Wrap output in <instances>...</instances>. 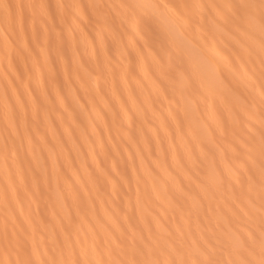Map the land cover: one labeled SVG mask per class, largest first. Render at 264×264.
I'll use <instances>...</instances> for the list:
<instances>
[{"label":"snow or ice","instance_id":"snow-or-ice-1","mask_svg":"<svg viewBox=\"0 0 264 264\" xmlns=\"http://www.w3.org/2000/svg\"><path fill=\"white\" fill-rule=\"evenodd\" d=\"M0 22L43 35L46 48L17 45L16 55L42 70L41 52L47 62L55 48L72 88L58 87L55 58L38 93L23 73V90L16 78L5 85L0 198L12 217L0 264H264V0H0ZM77 107L96 112L90 123L111 114L118 134L123 116L139 120V135L129 127L124 146H109L101 133L100 150L90 146L98 166L85 158L69 172L49 132L71 136ZM145 125H154L155 148L141 143ZM101 190V205L112 201L106 218L93 195ZM53 193L66 214L41 228L32 202Z\"/></svg>","mask_w":264,"mask_h":264},{"label":"bare ground","instance_id":"bare-ground-1","mask_svg":"<svg viewBox=\"0 0 264 264\" xmlns=\"http://www.w3.org/2000/svg\"><path fill=\"white\" fill-rule=\"evenodd\" d=\"M13 3H18L20 0H12ZM24 2H29V0H24ZM54 3L55 0H52ZM11 33V35H9ZM17 45L21 48H28L32 49L35 48L36 51H40L41 48L47 47V42L45 41L43 35H41L40 40L37 41L33 38L31 26H29V29L26 33L23 34H17L16 32L12 31V28L6 24L0 22V112L3 113L2 116H0V146L4 143L5 135L7 134L5 132V126L2 127V125H5L4 121V103H3V93L4 88L6 84H9L10 82L15 79L16 84H21V90H23V84L20 80V73H23V83H27L30 76H31V87L37 89V93L40 91V88L42 87L41 80H47L48 78V69L49 66L52 63V59H56V67L59 69V83L58 87H62L63 92L62 94H68L71 95L72 88L64 82V69L67 65V58H61L56 52L51 53V56L48 58L47 62L45 61V53L41 52V55L39 57V63L44 65V68L41 70L36 66H33V68L29 69L28 66L25 67V64L20 60V58L16 55V49ZM70 52V50H69ZM29 64V63H28ZM20 65V67H19ZM41 72H43V76L41 75ZM128 93L125 92V97L127 98ZM135 96L139 97V100L144 99L143 93L140 91V89H135L134 92ZM123 97L124 99H126ZM85 99H89V97H85ZM99 97H97V100L99 101ZM139 100L137 103H139ZM81 104L84 103L83 100L80 101ZM165 108L167 107V101H164ZM88 106H92L89 104ZM146 106V105H145ZM103 107V102L100 101L97 105V111H99L100 108ZM129 107L132 108V111L128 113L129 116L133 115L134 113H137V108L132 107L131 103L129 104ZM144 107V106H142ZM76 111L79 113V122L80 127H76V131L69 136L68 134H65L62 138L59 139H52V133L49 132V139L51 141V144H57V150H60V144H63V151L60 155V163L64 165L65 168L71 171V168L69 167L70 164L73 166H80L82 162L87 159V166H90V168H96L98 166V160H93L92 154L90 151L91 142L95 140L96 143V150L99 149V141L101 133L103 134V139L105 143H116L117 141H121L120 137L122 135H130L131 133L128 131L129 127H131V131L137 132V127L139 125V120H137L135 125H129L127 116H123L124 121V127L120 129V133H117V125H113L112 123V116L109 114L108 116H103V113H101L100 117L96 120L92 121L90 123V113L86 111H81L79 107L76 108ZM151 109L149 111V114L151 115ZM96 114V113H95ZM123 115V114H122ZM84 125H87V138L85 135L81 133V127ZM176 124L175 122L171 123V130L172 127H174ZM154 125L149 126L145 125L143 135L141 136V143H143L145 140H151L153 148L156 146V140H155V133H154ZM185 130H187L185 126ZM60 132H63L64 129L61 127L59 129ZM139 135V133L137 132ZM163 135V132L161 133ZM66 142V143H65ZM51 144L49 147H51ZM167 144V140H165V145ZM81 145L83 147H81ZM133 150H136V145H133ZM67 149H72V151L69 153ZM47 153V149L45 150ZM134 153V152H133ZM99 159V158H98ZM11 163V160L9 161ZM35 163V162H34ZM53 163V159L50 157L48 160V166L51 169ZM111 164V163H110ZM139 164V160H137V165ZM123 166V164H121ZM14 167V165H13ZM100 167H103V165H100ZM6 171L7 167L5 165V162L3 160V155L0 153V192H2L5 184L8 183L7 177H6ZM81 171H83V168H81ZM55 186V182H53V187ZM110 190V187H109ZM93 195L96 197V206L99 216L105 217V210L111 211V204L112 201L108 200L107 204L101 205V200L106 199V194L103 193V190H101V193H93ZM227 195V194H226ZM253 196L255 198V205H256V211H255V221L259 220V196L258 192H253ZM40 200V199H39ZM43 201L42 204L37 203V200H33L31 208L33 217L37 222V225L41 228L48 227L51 228L53 225H59L60 223V216H64L66 214V209L62 208L60 203L56 200L55 193H53L51 200L48 199L47 196L42 197L41 199ZM40 201V202H42ZM53 204H55V208H53ZM39 206V212L37 213V207ZM16 211H19V204L15 205ZM167 207V205H166ZM73 215L76 212L75 207L71 209ZM166 215V214H164ZM167 215H172V209L169 208ZM8 217V228L9 231L11 230V217L12 212L11 209L7 207L4 200L0 198V232H4V226H5V218ZM258 224V223H257ZM256 225V222L255 224ZM255 227V226H254ZM257 228V227H256ZM259 230H257V233ZM7 257L3 253L2 247H0V259H6Z\"/></svg>","mask_w":264,"mask_h":264},{"label":"rangeland","instance_id":"rangeland-1","mask_svg":"<svg viewBox=\"0 0 264 264\" xmlns=\"http://www.w3.org/2000/svg\"><path fill=\"white\" fill-rule=\"evenodd\" d=\"M53 51H56V49L55 48H53V50H52V52ZM53 53H55V52H53ZM57 53V52H56ZM28 68L29 69H31V68H33V66H34V63H33V60L32 59H29V61H28ZM19 67H20V65H19ZM126 98V97H125ZM165 104V103H164ZM88 107H91V106H88ZM144 107H146V106H144ZM97 109V108H96ZM97 111V110H96ZM149 111H150V109H149ZM96 112L94 111V112H92L90 115H96L95 114ZM151 113V112H150ZM3 115V113L2 112H0V116H2ZM150 115V114H149ZM5 125H2V127H4ZM175 128H176V125L174 126V127H172V130L174 131L175 130ZM132 132H134V131H132ZM124 138V139H127V137H128V135H122L121 137H120V139L121 138ZM120 141V140H119ZM114 144H116V143H107V145H109V146H111V145H114ZM121 145L122 146H124L123 145V141H122V139H121ZM132 147H134V146H132ZM134 148H131L129 151H133L134 152V150H133ZM99 151V150H98ZM125 156H127V153H125ZM111 163V161H108V164H109V166L111 165L110 164ZM90 166H92V164H90ZM14 168V167H13ZM42 198H40V200H37V203H40V204H42L43 203V201L41 200ZM40 201H42V202H40ZM171 215H165V219H168L169 217H170ZM258 223V224H257ZM255 227V230H256V232H257V230H259V220L258 221H256V225H254ZM257 227V228H256ZM2 235H3V232H0V237H2Z\"/></svg>","mask_w":264,"mask_h":264}]
</instances>
